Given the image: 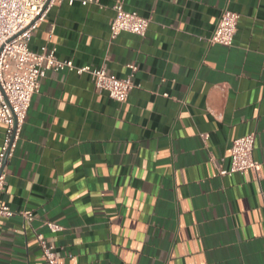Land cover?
<instances>
[{
  "label": "crops",
  "instance_id": "crops-1",
  "mask_svg": "<svg viewBox=\"0 0 264 264\" xmlns=\"http://www.w3.org/2000/svg\"><path fill=\"white\" fill-rule=\"evenodd\" d=\"M82 1L53 7L29 50L117 78L135 66V88L117 103L87 74L46 72L3 166L0 264H46L36 233L62 264H264V0H125L149 25L115 40L116 0ZM224 10L230 47L209 43ZM249 134L257 173L219 176Z\"/></svg>",
  "mask_w": 264,
  "mask_h": 264
},
{
  "label": "built area",
  "instance_id": "built-area-1",
  "mask_svg": "<svg viewBox=\"0 0 264 264\" xmlns=\"http://www.w3.org/2000/svg\"><path fill=\"white\" fill-rule=\"evenodd\" d=\"M124 1L116 0L113 5L114 17L109 23L110 40H115L121 33L144 38L149 20L134 12L125 11ZM64 2L71 6L74 0H0V124L5 126L0 145V192L6 184L2 168L15 151L31 99L38 93L40 80L47 71L67 70L78 76L87 74L96 91L106 93L117 103L125 102L135 88V66H129L130 73L125 78H117L109 74L105 66L76 67L71 60H59L55 51L46 46L41 47L37 53L29 50L33 33L52 8ZM89 2L92 0H83L81 4ZM238 19V14L224 10L209 43L230 47L236 34ZM253 148V134L234 140L230 149V167L228 170L218 168L219 176L243 174L248 170L257 173L259 163L253 159ZM15 214L8 206L0 204V219H10ZM17 215L25 224H30L34 218L31 211H21ZM44 226L51 233L62 231L61 227L51 222H45ZM35 239L46 264H62L55 248L48 245L41 234L36 233Z\"/></svg>",
  "mask_w": 264,
  "mask_h": 264
},
{
  "label": "water",
  "instance_id": "water-1",
  "mask_svg": "<svg viewBox=\"0 0 264 264\" xmlns=\"http://www.w3.org/2000/svg\"><path fill=\"white\" fill-rule=\"evenodd\" d=\"M4 165H5V163H4ZM2 171H3V168H2Z\"/></svg>",
  "mask_w": 264,
  "mask_h": 264
}]
</instances>
